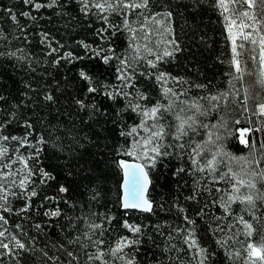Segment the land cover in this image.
Returning <instances> with one entry per match:
<instances>
[{"label": "trees", "instance_id": "1", "mask_svg": "<svg viewBox=\"0 0 264 264\" xmlns=\"http://www.w3.org/2000/svg\"><path fill=\"white\" fill-rule=\"evenodd\" d=\"M35 2L48 4L50 0ZM94 2L85 12L81 0H56L52 7L39 10L23 0H0V135L24 137L32 132L23 147L11 139L0 143L25 157L35 156L39 149V155L29 158L28 164L33 172L43 169L52 177L44 183L39 175L32 178L34 184L29 185L27 193L35 190V197L25 190L17 191V186L9 191L17 194H9L7 210L0 209L7 221L0 224L9 236L25 243L27 249L14 248L13 255L0 256V264H103L88 260L96 247L83 234H91L86 225L93 221L103 224L102 235L97 230L93 239L105 240L100 247L109 264H121L108 254V248L120 237L138 238L135 245L125 249L135 256L136 264H199L201 255L204 264H245L248 239L242 234L243 226L237 217L243 216L253 224L256 232L252 241L264 235V200L258 198L264 195V182L257 178L256 189L252 190L257 197L254 208L235 202L225 209L222 204L227 203V194L217 189L229 186L218 176L228 167L237 172L248 168L244 161L231 157L259 161L252 163L253 169L264 165V130H257L264 129V123L251 111L264 99V88L252 84L248 75L243 81L232 79L231 42L218 0H149L147 9L130 10L127 14L100 12ZM5 8L17 15L20 27L3 11ZM25 11L31 16L20 15ZM168 12L172 15L162 27L151 20L148 27L153 36L163 34L164 38L174 40L179 50L157 62L156 68L147 63L146 54L140 53L146 59L135 60L129 69L132 76L128 83L132 86L124 87L125 82L118 78L120 59L134 56L133 35L124 28L125 19L137 29L136 43L137 38L148 35L141 30L144 16ZM166 28L171 29L170 33L165 32ZM164 47L171 49L173 45ZM105 55L112 57L108 63L102 58ZM82 71L91 77V86L98 89L96 93L87 92L89 83L81 78ZM160 72L176 78H169L163 87L172 88L178 95L172 111L165 113L166 126L178 124L177 113L182 117L193 115L194 110H189L188 105L198 100L203 106L201 111H207V115H198L197 119L208 128L197 124L196 132L189 130L179 140L175 127L170 128L162 147L169 155L148 168L153 211L125 210L121 201L123 172L118 161L135 159L124 154L126 149L130 150L134 137L121 132H129L141 120L138 112L128 106L130 100L136 102L138 94L147 97L139 101L142 106L168 103L162 82L155 78ZM243 87L249 88L248 112L241 106ZM108 92L114 94L112 98ZM223 92L231 95L226 100L211 102L218 107L209 110L211 104L204 98ZM47 95L53 100H46ZM78 99L95 104L96 108L81 109L76 103ZM26 123L32 125L31 130ZM237 128L253 129L246 134L247 146L240 143ZM208 132L213 133V140L219 136L217 144L231 154L218 155V161L223 163L218 164L216 180L207 170L198 171L191 159L195 154L190 149L196 144L204 146L196 157L201 165L217 151L215 145L206 144ZM41 135L47 143H37ZM181 168L184 171L176 174ZM242 178L247 176L242 174ZM61 186L68 191L60 192ZM242 192L247 194V190ZM56 209L61 215H45ZM124 221L140 226L141 232L131 233ZM189 234L198 247H189ZM76 237L80 238L78 242L68 243ZM84 244L88 246L82 247ZM199 249H204L203 254ZM68 251L76 259L68 257Z\"/></svg>", "mask_w": 264, "mask_h": 264}, {"label": "snow or ice", "instance_id": "2", "mask_svg": "<svg viewBox=\"0 0 264 264\" xmlns=\"http://www.w3.org/2000/svg\"><path fill=\"white\" fill-rule=\"evenodd\" d=\"M23 3L26 5L39 10L44 7H52L56 4V0H50V3L43 4L39 2H35V0H23ZM149 0H95L94 7L100 12H116L121 11L127 14L130 10L134 12L137 9H147ZM82 10L87 12L89 10L90 4H93V0H81ZM258 5L260 6L259 12L257 11ZM218 7L222 10V15L224 16V20L226 23V29L228 32V36L231 40V60L229 64L232 68V72L230 75L233 80L243 81L245 75H248L251 78V83L255 85H259L261 88H264V0H218ZM3 11L9 14V18L17 23V26L20 27L17 21V15L9 8H5ZM23 17L31 16V13L28 11L20 13ZM143 15V13H140ZM171 12L160 14L156 13L151 17L144 16L143 23L141 24V30H146L148 35H145L144 39L147 40L149 35L151 34V29L148 27V21L151 20L157 26H163L167 18L171 17ZM157 17H160L159 19ZM35 19V17H32ZM103 19L107 20V16H104ZM124 28L127 29L133 35V44L132 49L134 52V56L125 59H120V64L122 68L118 69L119 76L118 78L121 81H124V87H130L128 81L131 79L132 73L129 69H132L134 66V62L137 58L141 57V46L135 43V35L137 29L131 27L130 23L125 19ZM101 31H107V29H101ZM171 29L166 28L165 32L170 33ZM0 35H2V30H0ZM45 38H47V35ZM156 44H171L173 47L168 49L167 47L160 49L153 53V49L149 47L147 43L143 45V51L149 55H154V59L147 60V63L151 65V67L156 68L157 62L162 61L166 57H171L174 55L176 51H178V46L175 45L174 40L163 39V34H161V39L156 41ZM85 48H88V45H84ZM52 51H56L55 48ZM99 54V53H97ZM14 55V53H13ZM68 57H71V53L66 54ZM105 63L112 58L108 55L102 57ZM131 60V62H130ZM58 62V61H57ZM250 65H255V67H250ZM80 76L83 80L89 83L87 87V92L94 94L98 91L96 87L91 86L92 80L91 77L85 73L81 72ZM157 81L162 82L163 84L167 83L169 78L175 80L176 78L170 77L168 73L160 72L155 76ZM197 87H205L202 85H197ZM243 101L241 102V106L245 112L250 111L247 107L249 100V88L243 87ZM239 91V90H237ZM110 98L113 97L112 92L106 93ZM123 95L127 96L128 93L123 92ZM163 95L164 98L168 100V103H160L152 105L151 107L142 106L139 101L146 100L147 97L140 93L136 96L135 101H129V107L132 108L133 111L138 112L141 120L138 125L132 127L129 132L124 133L121 132V135H127L134 137V140L131 144L130 150L126 149L124 154L129 157H135L134 160L129 161L125 159H121L118 161L119 167L123 172V199H122V207L124 209H139L144 212H152L153 204L152 201L148 198L147 192L149 185L151 184V180L149 178V167H154L157 160L169 155L166 150H162L164 139L167 135H169V129L175 127L176 139L179 140L183 136L188 134V131L196 132L197 124L200 127L208 128L207 124H201L197 116L198 115H207V111H201L202 105L198 102V100H193L189 105V110H194L193 115L188 117H182L179 113L176 114V120L178 124L176 125H168L165 123V113L171 112L173 107L175 106V99H178L177 93L170 87H163ZM231 95L230 92L218 93L216 95H210L205 97L210 104L211 102H219L221 99L226 100L227 97ZM2 99V97H0ZM46 100L52 101L53 97L51 95H47L45 97ZM77 105L81 109H95V104H86L84 99H78L76 101ZM218 107V104H211V108L209 110H214ZM183 111V109H181ZM252 115L257 116L260 119L261 123H264V99L255 104L254 109L251 110ZM236 124H239L240 121H235ZM2 127V126H0ZM26 127L31 130L32 125L30 123H26ZM264 130V129H257ZM251 128H237L235 132L239 133L240 143L244 145H248V139L246 138V134L252 132ZM141 132L144 134L142 135ZM32 135L31 131L26 133L24 137H16V136H6L0 135V141L7 142L10 139L17 141L21 147L28 144L27 136ZM213 133L208 132V141L206 144L215 145L217 148L216 152L212 153L211 159H208L205 164H199V161L196 157H199L201 153L204 151V146L200 144H196L191 147V153L195 154L191 157L192 163L194 165H198V171L204 172L207 170L209 173L213 174V180H216L217 177L215 173L218 170V164L223 163V161H218V155L221 156H230L231 154L225 153L221 150L220 146L217 144V140L221 138L217 136L216 140L212 139ZM37 143H47L44 139V136L41 135ZM183 148V145H180ZM138 150V151H137ZM211 151V149H209ZM39 155V149H36L35 156ZM33 157H25L23 154L17 156L15 160L12 159L10 155V150L5 143H0V209H6V202L9 199V194L16 195L17 192L13 191L9 193V186H17L18 190H25L27 193V189L30 184H34L33 177L36 175L40 176L41 183H44L46 179H51L50 173L44 171L43 169H39L37 172H33L32 168L28 164L29 158ZM5 158L9 161L8 163H4ZM233 160L244 161L247 164V169H242L241 172L233 171L232 167H228L227 171H224L218 176L220 181H224L229 187L227 189H217V191H224L227 194V203L222 204V206L227 209L232 203L239 202L241 204H245L248 206L255 207V200L257 197H254L252 194V190L256 189V180L259 178L260 181L264 182V169H260L257 171L252 168V163H259V161H248L245 157H231ZM19 162L22 164V168L18 171H26V175L23 178L16 181L12 179L13 177V165ZM250 169V170H249ZM184 171L183 168L179 169L176 174ZM242 174L247 176V178H242ZM9 185V186H6ZM243 190H247V194L242 192ZM60 192H67L68 189L61 186L59 189ZM31 197H35L37 195L35 190H32L30 193H27ZM261 200H264V195H259L258 197ZM46 216L56 217L61 215L59 209L52 210L45 213ZM238 223L243 226L242 234L248 239L246 245V261L245 264H264V235H261L258 241H252V237L254 236L256 229H254L253 224L249 221L245 220L243 216L237 217ZM0 221H3L4 224L7 223L5 217L0 215ZM19 228L20 225H17ZM37 228L40 225H36ZM86 227L91 230V234L89 232H85L83 235L87 237L89 241L96 247V252L88 255L89 261H103V264H109L108 260H105V252L100 247L105 243L104 239H93V236L96 235L97 230L103 233V224H97L94 221L90 222L86 225ZM124 227L129 229L133 234H139L141 232V227L138 225H133L124 221ZM0 249H3V252H0V256L5 254L13 255L14 248L20 250H26L27 246L25 243L21 242V240L17 239L15 236H9L8 230L3 228V225L0 224ZM183 231V229H181ZM7 238V242L5 239ZM79 237H76L74 240H69V244H73L79 241ZM137 239H130L129 237H120L115 240V242L108 248V254L115 258V260L120 261L121 264H136L135 256L129 255L125 252L126 248H131L133 245L137 243ZM14 242V243H13ZM189 243V247H198L195 239L192 234L188 235L186 240ZM87 244L82 245V247H87ZM61 248L64 246L61 245ZM199 252L203 254L204 249H199ZM68 257L76 259V256L73 252L68 251ZM47 255V253H45ZM237 256L240 255L239 252L236 253ZM71 264V261H69ZM199 264H204V257L201 255L199 260Z\"/></svg>", "mask_w": 264, "mask_h": 264}, {"label": "rangeland", "instance_id": "3", "mask_svg": "<svg viewBox=\"0 0 264 264\" xmlns=\"http://www.w3.org/2000/svg\"><path fill=\"white\" fill-rule=\"evenodd\" d=\"M226 23L227 22L225 21V24ZM160 27H162V26H160ZM149 36L150 37L147 40H145L144 38H140V39L137 38L136 39V43L141 46V54H143V53L146 54V57H148V59L150 60V59H152L154 57V55H149V54H147V53H145L143 51V45L145 43H147L149 45V47H151L153 49V53H155L156 51H158L160 49L165 48L164 46H168L170 44H159L158 45V44H156V41L160 40L161 36H159V35H154L153 36L152 34L149 35ZM163 39L165 41L170 40V39H167V38H164V37H163ZM229 40H230V37H229ZM230 42H231V40H230ZM10 155H11L12 159L15 160L17 158V156L20 155V152L10 151ZM8 162L9 161L7 160V158H5L4 163H8ZM20 168H22V164H20L19 162H17L16 164L13 165V169L12 170H13L14 174H13L12 179H15L16 181H19V179L23 178V176L26 175V171H23V172L22 171H18ZM260 169H264V165H261V167L259 169H256V170L259 171ZM0 182H3V181H0ZM6 186H9V185L6 184ZM15 187L16 186H9V191L12 190ZM0 194H2V193H0ZM112 264H118V263H112Z\"/></svg>", "mask_w": 264, "mask_h": 264}, {"label": "water", "instance_id": "4", "mask_svg": "<svg viewBox=\"0 0 264 264\" xmlns=\"http://www.w3.org/2000/svg\"><path fill=\"white\" fill-rule=\"evenodd\" d=\"M125 160L132 161L133 159H125ZM149 178H150V175H149ZM150 180H151V178H150ZM122 184H123V181H122ZM150 187H151V184L149 185L148 192H147L148 198H149ZM122 199H123V187H122V197H121V201H122ZM152 204H153V202H152ZM123 209H124V208H123ZM125 210H135V211L144 212V211L139 210V209H125Z\"/></svg>", "mask_w": 264, "mask_h": 264}]
</instances>
